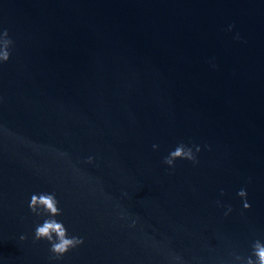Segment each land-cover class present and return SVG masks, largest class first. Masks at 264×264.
Returning a JSON list of instances; mask_svg holds the SVG:
<instances>
[{"label":"water","instance_id":"obj_1","mask_svg":"<svg viewBox=\"0 0 264 264\" xmlns=\"http://www.w3.org/2000/svg\"><path fill=\"white\" fill-rule=\"evenodd\" d=\"M3 29L0 264H234L264 243V0H0ZM180 143L198 164L163 163ZM45 192L84 239L60 259L34 240Z\"/></svg>","mask_w":264,"mask_h":264},{"label":"clouds","instance_id":"obj_2","mask_svg":"<svg viewBox=\"0 0 264 264\" xmlns=\"http://www.w3.org/2000/svg\"><path fill=\"white\" fill-rule=\"evenodd\" d=\"M232 25L229 26V31L232 29ZM237 39L239 35L237 34ZM14 47V41L10 38L7 29L0 30V63L7 62L11 55V49ZM153 149L159 148V145L153 144ZM201 151L200 146L192 145L188 146L184 143L177 145L175 150L170 151L169 154L164 157L163 163L169 166V168H175V162L177 160H188L196 165L199 163L197 159V153ZM91 162V157L89 158ZM223 195V190H221ZM237 195L244 201L243 207L245 209L250 208V204L247 202V191L241 188ZM220 204V201H217ZM59 201L56 198L55 193H39L33 194L30 199L29 209L36 216L47 215V219L39 224L35 228L34 240L41 241L46 240L50 243V252L53 254V258L60 259L71 249L77 248L84 243V239L78 236H69L66 227L62 222H58L55 217L61 215V209L58 207ZM232 211L231 206H227L228 215ZM21 240L26 239L25 236L20 237ZM234 255V264H264V243L257 239L252 244L251 255L244 257L240 255ZM178 259V258H177Z\"/></svg>","mask_w":264,"mask_h":264}]
</instances>
